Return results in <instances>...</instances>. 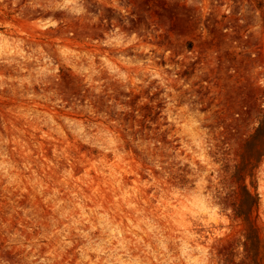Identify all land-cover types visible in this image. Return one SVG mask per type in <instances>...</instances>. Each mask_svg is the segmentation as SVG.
I'll return each instance as SVG.
<instances>
[{
	"label": "rangeland",
	"instance_id": "1",
	"mask_svg": "<svg viewBox=\"0 0 264 264\" xmlns=\"http://www.w3.org/2000/svg\"><path fill=\"white\" fill-rule=\"evenodd\" d=\"M0 264H264V0H0Z\"/></svg>",
	"mask_w": 264,
	"mask_h": 264
},
{
	"label": "trees",
	"instance_id": "2",
	"mask_svg": "<svg viewBox=\"0 0 264 264\" xmlns=\"http://www.w3.org/2000/svg\"><path fill=\"white\" fill-rule=\"evenodd\" d=\"M243 189L244 199L240 200L239 204H234L235 217L237 219H244L247 223H249L253 209L258 206L259 198L258 195H253L246 186H244ZM251 231H253V228H251Z\"/></svg>",
	"mask_w": 264,
	"mask_h": 264
}]
</instances>
